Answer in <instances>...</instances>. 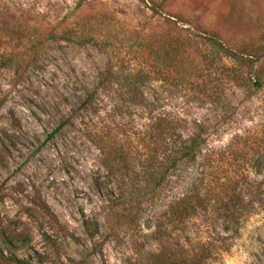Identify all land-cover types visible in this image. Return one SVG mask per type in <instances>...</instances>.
<instances>
[{
  "label": "rangeland",
  "instance_id": "1",
  "mask_svg": "<svg viewBox=\"0 0 264 264\" xmlns=\"http://www.w3.org/2000/svg\"><path fill=\"white\" fill-rule=\"evenodd\" d=\"M80 1L0 0V264H181L202 245L200 264H264V198L226 232L176 228L139 141L152 114L206 126L218 152L264 129V0ZM121 187L144 193L117 205Z\"/></svg>",
  "mask_w": 264,
  "mask_h": 264
},
{
  "label": "trees",
  "instance_id": "2",
  "mask_svg": "<svg viewBox=\"0 0 264 264\" xmlns=\"http://www.w3.org/2000/svg\"><path fill=\"white\" fill-rule=\"evenodd\" d=\"M82 1L84 0L79 4ZM223 49L232 59L249 62L251 70L255 63H260L251 55L237 54L227 47ZM259 70L250 78L256 88L262 87L264 83ZM103 81L101 80V85ZM185 130L189 134H184ZM209 132V128L199 122L187 126V123L178 118L152 114L148 129L139 140L146 151L145 164L141 169L151 186L148 192L154 196L177 191L166 204L163 214L176 223V228L191 220L200 219L211 226L209 229L215 230V226L219 225L226 232L239 224L244 213L255 208L256 199L264 198V193L260 192L264 180L252 188L250 179L252 169H255L256 175L261 174L264 169V129L260 131L253 127L243 130L229 146H233V152L223 151L227 153L207 147L205 137ZM234 145H238L235 146L237 149ZM230 156L238 163L229 164ZM119 157L118 155L117 160H120ZM114 159L110 153L104 158L103 166L109 170L110 175L115 173L112 170L116 166L111 164ZM118 191L112 200L117 205L127 197L144 193L141 188L128 192L121 187ZM91 225L88 221H83V228L93 236ZM156 228V233H162L161 223ZM201 248L199 255H186L181 264H200L203 259L201 254L211 251L203 245Z\"/></svg>",
  "mask_w": 264,
  "mask_h": 264
}]
</instances>
